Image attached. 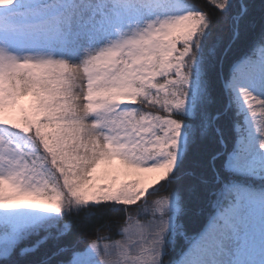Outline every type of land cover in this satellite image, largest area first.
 Instances as JSON below:
<instances>
[{"label":"snow or ice","instance_id":"6c2138e0","mask_svg":"<svg viewBox=\"0 0 264 264\" xmlns=\"http://www.w3.org/2000/svg\"><path fill=\"white\" fill-rule=\"evenodd\" d=\"M255 10L0 0V264H264V3L258 28ZM133 171L157 175L119 180ZM194 193L210 212L189 234Z\"/></svg>","mask_w":264,"mask_h":264},{"label":"trees","instance_id":"16d2710c","mask_svg":"<svg viewBox=\"0 0 264 264\" xmlns=\"http://www.w3.org/2000/svg\"><path fill=\"white\" fill-rule=\"evenodd\" d=\"M189 2H196V0H189ZM251 3H254L256 5L255 15H256V27L259 26V6L264 3V0H250ZM211 11V9H209ZM214 15H220L219 13H214ZM220 19L222 21V31L219 32V35L223 36L225 39L228 36V23H227V17L220 16ZM149 201H151L152 197H148ZM210 209L208 207L207 202L205 199L199 195L194 193L190 199V205L188 208V215L186 217V224L188 228L189 234L197 233L199 232L203 226L206 224V221L209 216ZM130 214L135 216L136 215V206H132L130 210ZM123 213H111V212H104L100 211L98 212V216L101 218H105L108 216H123ZM148 217H143L142 219H147ZM100 221L96 218H93L91 221L89 227L95 226V224L99 223ZM104 233H101L103 235ZM180 250V245H177L176 252L178 253ZM173 256L176 255V253L172 254ZM165 259H168V257H165Z\"/></svg>","mask_w":264,"mask_h":264},{"label":"rangeland","instance_id":"374dc122","mask_svg":"<svg viewBox=\"0 0 264 264\" xmlns=\"http://www.w3.org/2000/svg\"><path fill=\"white\" fill-rule=\"evenodd\" d=\"M30 103L31 100L30 98H23L21 99V101L19 102V107H23V108H29L30 107ZM18 115V113L13 110V112L11 113L12 118H16V116ZM258 118H259V114H258ZM113 166L115 167H119V162L118 161H113L112 162ZM107 165H101L98 169H97V176H102L104 175L105 169L107 168ZM157 174L156 173H137V172H129L127 175H119V180H132V179H143L145 183H147L148 181L152 180Z\"/></svg>","mask_w":264,"mask_h":264}]
</instances>
